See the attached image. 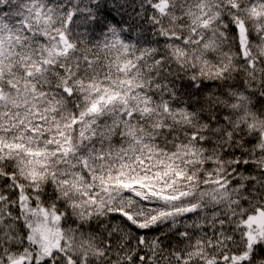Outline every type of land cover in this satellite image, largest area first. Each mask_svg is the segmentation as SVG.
I'll use <instances>...</instances> for the list:
<instances>
[{
	"label": "snow or ice",
	"instance_id": "obj_1",
	"mask_svg": "<svg viewBox=\"0 0 264 264\" xmlns=\"http://www.w3.org/2000/svg\"><path fill=\"white\" fill-rule=\"evenodd\" d=\"M0 264H264V0H0Z\"/></svg>",
	"mask_w": 264,
	"mask_h": 264
}]
</instances>
